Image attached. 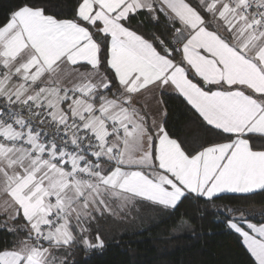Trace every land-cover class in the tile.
Listing matches in <instances>:
<instances>
[{"label":"snow or ice","instance_id":"obj_1","mask_svg":"<svg viewBox=\"0 0 264 264\" xmlns=\"http://www.w3.org/2000/svg\"><path fill=\"white\" fill-rule=\"evenodd\" d=\"M70 12L19 0L0 21V264H79L108 246L110 219L185 201L225 217L264 264L257 212L216 203L264 193V0H74ZM165 96L198 127L170 128Z\"/></svg>","mask_w":264,"mask_h":264},{"label":"trees","instance_id":"obj_2","mask_svg":"<svg viewBox=\"0 0 264 264\" xmlns=\"http://www.w3.org/2000/svg\"><path fill=\"white\" fill-rule=\"evenodd\" d=\"M19 0H0V21L17 5ZM49 2V0H45ZM52 11L61 16L71 15L70 6L74 0H50ZM136 27V20H133ZM142 33L156 32L161 28L145 21L139 29ZM163 38V37H162ZM179 57H177L178 59ZM168 107V126L179 135H185L190 128L198 127L194 111L177 96H165ZM217 204L242 206L249 212V221L264 223L258 212L264 209V193L253 195L221 194ZM141 211L131 210L125 221L109 220L103 224V231L110 243L103 251L88 255H78L79 264H251V258L240 242L238 235L226 227L225 217L217 218L212 212L204 217L192 215L193 208L188 201L182 204L175 214H163L153 218L146 205ZM182 213L188 226L172 229ZM3 217L0 216V220ZM5 233L0 230V238Z\"/></svg>","mask_w":264,"mask_h":264},{"label":"crops","instance_id":"obj_3","mask_svg":"<svg viewBox=\"0 0 264 264\" xmlns=\"http://www.w3.org/2000/svg\"><path fill=\"white\" fill-rule=\"evenodd\" d=\"M178 59H179V58H178ZM224 194H232V193H224ZM250 222H251V221H250ZM252 223H253V222H252ZM256 224L259 226L261 223H260V224L256 223Z\"/></svg>","mask_w":264,"mask_h":264},{"label":"built area","instance_id":"obj_4","mask_svg":"<svg viewBox=\"0 0 264 264\" xmlns=\"http://www.w3.org/2000/svg\"><path fill=\"white\" fill-rule=\"evenodd\" d=\"M171 46V45H170Z\"/></svg>","mask_w":264,"mask_h":264},{"label":"rangeland","instance_id":"obj_5","mask_svg":"<svg viewBox=\"0 0 264 264\" xmlns=\"http://www.w3.org/2000/svg\"><path fill=\"white\" fill-rule=\"evenodd\" d=\"M188 226V225H187Z\"/></svg>","mask_w":264,"mask_h":264}]
</instances>
